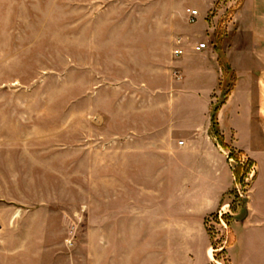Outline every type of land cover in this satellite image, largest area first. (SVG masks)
<instances>
[{"label": "rangeland", "instance_id": "rangeland-1", "mask_svg": "<svg viewBox=\"0 0 264 264\" xmlns=\"http://www.w3.org/2000/svg\"><path fill=\"white\" fill-rule=\"evenodd\" d=\"M227 1L0 0V216L5 236L27 249L12 264H100L103 255L109 264L115 251H135L141 237L113 232L115 210L144 214L146 205L158 212L162 204L172 209L171 202L151 195L159 187L114 180L115 174L126 182L144 179L143 170H128V164L113 169L112 147L130 130L144 131V113L124 97L144 85L179 80L172 75L178 60L172 48L182 36L190 46L208 42L212 62L222 69L214 103L229 92L226 102L238 81L236 70L247 77L250 61L225 52L238 30L227 24L242 0L231 8ZM190 9L200 12L195 23ZM200 30L204 37L197 36ZM187 68L189 81L209 83L199 74L204 64L198 55L189 56ZM218 125L220 130L219 117ZM228 126L227 135L214 133L232 178L217 210L202 221L213 249L208 264H233L232 256L241 264L234 226L250 214L258 168L264 170L263 155L260 164L234 147ZM238 165L248 167L240 178ZM169 237L171 242L174 235ZM49 244L55 253L40 255ZM160 259L154 249L147 263Z\"/></svg>", "mask_w": 264, "mask_h": 264}, {"label": "crops", "instance_id": "crops-1", "mask_svg": "<svg viewBox=\"0 0 264 264\" xmlns=\"http://www.w3.org/2000/svg\"><path fill=\"white\" fill-rule=\"evenodd\" d=\"M235 1L228 0V8ZM233 26L238 30L234 40L226 43L225 52L229 57L250 61L243 72L247 77H241V72L236 70V86L219 111L220 130L227 135L225 126L229 124L228 128L235 133L234 147L260 163L258 156L264 157V0H242L227 24L230 30ZM197 36L204 37L205 32L200 30ZM178 39L183 54L176 56ZM198 44L187 45L182 36L175 39L172 54L178 60L172 75L179 80L155 82L152 87L144 85L143 89L130 90L124 97L129 104L135 101L136 110L144 113V131L130 130L120 139V145L114 143L113 169L120 170L128 164L125 167L128 170H143L144 179L140 183L130 179L126 182L115 174L114 180L117 185L159 187L160 192L151 190V195L162 203L171 202L172 209L162 204L158 212L152 205H146L144 214L131 211L130 207L128 211L115 210L113 232L139 233L141 237L135 251H115L108 259L109 264L110 261L118 264L120 260L124 264H148L154 249L156 254L160 253V264H208L213 258L202 221L217 210L232 172L218 151L211 123L222 69L212 62L211 57L215 56L209 44L204 50H196ZM192 55L201 58L204 68L199 74L209 77L208 84L189 81L187 65ZM228 109L231 111L224 125L222 118ZM260 168L256 191L250 196V214L234 226L241 264L264 263V253L257 254L264 249V170L260 172ZM115 196L121 198L120 194ZM4 224V217L0 216V264H12L11 260L26 256L27 249L17 247L12 238L5 236ZM170 233L174 235L172 243ZM56 249L54 244H49L40 255H53ZM170 250L175 253L170 254ZM105 259V255L100 257V264H106ZM232 260L238 264L237 257L232 256ZM38 262L45 264L42 260Z\"/></svg>", "mask_w": 264, "mask_h": 264}, {"label": "trees", "instance_id": "trees-1", "mask_svg": "<svg viewBox=\"0 0 264 264\" xmlns=\"http://www.w3.org/2000/svg\"><path fill=\"white\" fill-rule=\"evenodd\" d=\"M217 42H220L219 39L217 40ZM229 92H227V94H225V97L218 101L212 109V113H211V120H212V130L214 131V133L216 134V136H221L220 135V130H219V125H218V112L219 109L221 107V105L225 102V99L227 98ZM241 154H243L242 152H240ZM234 154V153H232ZM248 165H250L253 161L251 159H248L247 161ZM248 167H245V165H238L236 168V175L238 176V178H240V171L247 169ZM246 216V214L244 216L241 217L240 220L244 219Z\"/></svg>", "mask_w": 264, "mask_h": 264}, {"label": "built area", "instance_id": "built-area-1", "mask_svg": "<svg viewBox=\"0 0 264 264\" xmlns=\"http://www.w3.org/2000/svg\"><path fill=\"white\" fill-rule=\"evenodd\" d=\"M198 16H199L198 10H196V9L189 10L190 22L195 23L198 20ZM177 42H178L179 47L174 50V54L176 56H179V55L183 54V49L180 46L181 45V39H178ZM207 47H208L207 42H201L196 46V50H204ZM180 144H182V142H180Z\"/></svg>", "mask_w": 264, "mask_h": 264}, {"label": "water", "instance_id": "water-1", "mask_svg": "<svg viewBox=\"0 0 264 264\" xmlns=\"http://www.w3.org/2000/svg\"><path fill=\"white\" fill-rule=\"evenodd\" d=\"M0 228H1V226H0Z\"/></svg>", "mask_w": 264, "mask_h": 264}]
</instances>
